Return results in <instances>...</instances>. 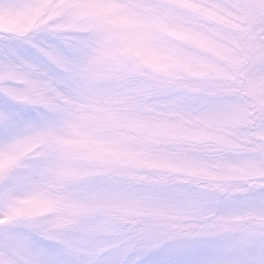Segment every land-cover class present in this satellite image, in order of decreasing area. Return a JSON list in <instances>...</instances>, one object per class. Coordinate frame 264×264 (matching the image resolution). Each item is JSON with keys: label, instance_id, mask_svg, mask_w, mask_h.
Returning a JSON list of instances; mask_svg holds the SVG:
<instances>
[{"label": "clouds", "instance_id": "1", "mask_svg": "<svg viewBox=\"0 0 264 264\" xmlns=\"http://www.w3.org/2000/svg\"><path fill=\"white\" fill-rule=\"evenodd\" d=\"M193 236L264 261V0H0V264Z\"/></svg>", "mask_w": 264, "mask_h": 264}, {"label": "snow or ice", "instance_id": "2", "mask_svg": "<svg viewBox=\"0 0 264 264\" xmlns=\"http://www.w3.org/2000/svg\"><path fill=\"white\" fill-rule=\"evenodd\" d=\"M17 52L21 56H33L36 60L42 58L40 53L33 52L31 49H17ZM17 118L15 115L6 117L9 123ZM143 264H219V261L208 258L201 251L171 247L149 257ZM260 264H264V261H261Z\"/></svg>", "mask_w": 264, "mask_h": 264}, {"label": "rangeland", "instance_id": "3", "mask_svg": "<svg viewBox=\"0 0 264 264\" xmlns=\"http://www.w3.org/2000/svg\"><path fill=\"white\" fill-rule=\"evenodd\" d=\"M152 180H155L156 178H151ZM173 248H180V249H189V250H197L203 252L208 258L216 259L213 255L210 254V247L208 241L197 238L193 236L192 238H181L176 241V243L172 246Z\"/></svg>", "mask_w": 264, "mask_h": 264}]
</instances>
